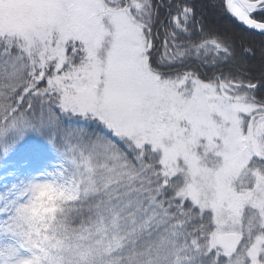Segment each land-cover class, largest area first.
Returning <instances> with one entry per match:
<instances>
[{"label": "snow or ice", "instance_id": "1", "mask_svg": "<svg viewBox=\"0 0 264 264\" xmlns=\"http://www.w3.org/2000/svg\"><path fill=\"white\" fill-rule=\"evenodd\" d=\"M211 6L264 37V0ZM0 264H264V43L197 0H0Z\"/></svg>", "mask_w": 264, "mask_h": 264}, {"label": "trees", "instance_id": "2", "mask_svg": "<svg viewBox=\"0 0 264 264\" xmlns=\"http://www.w3.org/2000/svg\"><path fill=\"white\" fill-rule=\"evenodd\" d=\"M197 4L202 5V10L205 12L208 20L210 22H214L217 26L218 30H234L238 32L240 35H245L250 43H252L257 49H259L260 45L264 43V37H260L259 35H250L240 32V30L233 25L227 18L219 16L216 9L211 6V0H197ZM254 64L259 67V56H257L254 60Z\"/></svg>", "mask_w": 264, "mask_h": 264}]
</instances>
